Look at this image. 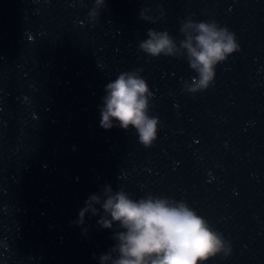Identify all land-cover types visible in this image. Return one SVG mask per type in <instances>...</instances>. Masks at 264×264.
<instances>
[{
	"label": "water",
	"instance_id": "obj_1",
	"mask_svg": "<svg viewBox=\"0 0 264 264\" xmlns=\"http://www.w3.org/2000/svg\"><path fill=\"white\" fill-rule=\"evenodd\" d=\"M105 3L92 21L94 0H0V264H100L119 229L98 223L102 210L75 221L109 184L195 208L233 247L205 264H264V0ZM189 16L241 46L195 94L186 58L138 48L149 29L179 43ZM137 68L160 120L148 148L133 127L100 126L106 84Z\"/></svg>",
	"mask_w": 264,
	"mask_h": 264
},
{
	"label": "clouds",
	"instance_id": "obj_2",
	"mask_svg": "<svg viewBox=\"0 0 264 264\" xmlns=\"http://www.w3.org/2000/svg\"><path fill=\"white\" fill-rule=\"evenodd\" d=\"M102 7H107L105 0H94L88 13L92 21L100 16ZM150 11L142 9L141 19L154 20ZM180 32L184 38L178 43L167 30L149 29L138 48L150 57L186 58L197 75L183 81V90L193 94L207 90L215 82L216 66L240 50L237 35L214 19L191 16L182 20ZM142 72L143 68L122 71L106 84L100 126L133 127L139 142L148 148L158 137L160 120L150 114L153 92ZM85 205L75 223L82 225L87 213L99 215L102 210L98 223L106 229L114 225L119 229L113 233L116 243L99 257L100 264H205L218 254L227 257L233 251L231 241L185 200L151 193L134 199L123 188L116 190L109 184L91 194ZM0 247L8 249L9 245L0 241Z\"/></svg>",
	"mask_w": 264,
	"mask_h": 264
}]
</instances>
